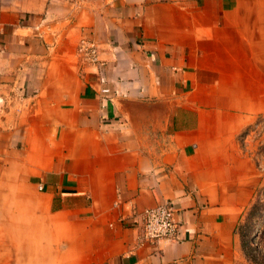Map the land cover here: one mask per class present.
<instances>
[{
	"label": "crops",
	"instance_id": "0c3cea01",
	"mask_svg": "<svg viewBox=\"0 0 264 264\" xmlns=\"http://www.w3.org/2000/svg\"><path fill=\"white\" fill-rule=\"evenodd\" d=\"M261 113L264 0H0V264H234Z\"/></svg>",
	"mask_w": 264,
	"mask_h": 264
},
{
	"label": "built area",
	"instance_id": "2783aa9c",
	"mask_svg": "<svg viewBox=\"0 0 264 264\" xmlns=\"http://www.w3.org/2000/svg\"><path fill=\"white\" fill-rule=\"evenodd\" d=\"M76 55L81 65L92 66L98 69L101 65L99 48L97 43L88 36H82L78 40ZM101 80H104L101 74ZM109 89L101 88L106 95ZM236 140L249 157L257 174L264 175V113L259 114L254 120L245 126L237 135ZM139 218L141 232L138 235L139 243H154L157 240H176L179 238V224L174 218L173 204L166 200L152 207L142 209L135 213Z\"/></svg>",
	"mask_w": 264,
	"mask_h": 264
},
{
	"label": "rangeland",
	"instance_id": "374dc122",
	"mask_svg": "<svg viewBox=\"0 0 264 264\" xmlns=\"http://www.w3.org/2000/svg\"><path fill=\"white\" fill-rule=\"evenodd\" d=\"M237 234L240 248L234 264H264V183L257 188L252 202L242 212Z\"/></svg>",
	"mask_w": 264,
	"mask_h": 264
}]
</instances>
